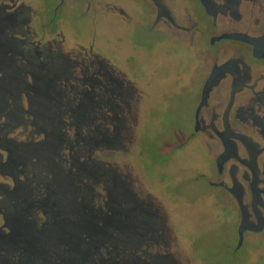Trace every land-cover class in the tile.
<instances>
[{"label":"flooded vegetation","instance_id":"flooded-vegetation-1","mask_svg":"<svg viewBox=\"0 0 264 264\" xmlns=\"http://www.w3.org/2000/svg\"><path fill=\"white\" fill-rule=\"evenodd\" d=\"M67 2L68 0L47 2L45 6L53 8L51 16L45 23L39 20L37 28L33 27L32 30H27L29 29L27 23L30 22L32 15L29 19L23 17V9H25L23 2L19 0L0 2V70L2 72L0 113L3 109L5 111L7 109L5 106V94H7L12 101L11 109L14 112L9 109L10 111L4 116L14 115L11 116L12 121L18 122L22 118L20 117L24 112L22 94L27 96L26 91L29 88H26V83L29 80H32V88L35 89L37 111L45 110L44 102L53 103L55 116L52 121L45 124L51 130L57 132L61 125L58 118L61 113L60 101L63 99L73 102V97L69 96V98L52 89L53 82L68 75L67 60L52 57L47 52L44 54L41 50L42 38L50 37L52 34L60 35L57 25L58 11ZM133 2L140 5L147 15V21L143 25L147 38L165 36L178 40L186 49L193 51L203 64L204 76L193 98L189 129L197 132L191 133V137L201 132L212 138L215 146L221 148L217 157L224 152L222 138L227 137L233 156L221 169H218L216 163L215 167L218 173L222 174L225 166L229 164L231 187L226 186L224 182L214 185L225 188L236 199L240 220L242 215H245L255 226L258 224L256 213L259 216L261 229L258 232L246 231L244 238L246 234L264 236V0H133ZM70 3L82 7V15L88 20L92 14L113 16L115 21L120 18L126 21L130 19L125 15L120 0H70ZM36 37H39V40L35 39ZM61 38L60 43H63L62 35ZM248 40H253L254 43ZM80 50L79 55H85L88 66L98 67L96 71L94 70V75L95 73L101 75L105 85L111 88L109 90L111 94L103 100L104 109L101 113L103 125L110 124L111 127L101 126L105 131L100 141L107 148L117 147L120 145L121 137L118 133L109 135L106 130H120L116 109L118 95L115 92L124 81L123 75L112 66L110 60L97 54L92 44H88L87 47L80 46ZM215 68L219 71L211 83L203 105L199 107L203 86ZM27 74L29 77H26ZM89 81L95 86L99 84L94 77ZM132 92L136 95L134 90ZM93 94L92 90L85 94L84 98L90 101ZM31 99L29 97V101ZM134 114L135 117L138 115V107ZM51 138L55 145L57 143L55 133ZM4 140H2L4 145L10 141L7 138ZM241 151L244 153L243 157L240 155ZM7 153L9 154L10 151L8 150ZM14 156L6 157V153L0 150V264H63V259L59 260L58 248L59 212L55 210L59 186L57 166L50 164L51 169L54 170L50 182L53 184L52 191L49 194L43 184V181L48 180H43L41 177L37 181L36 176H33L31 181L37 182H28L23 188L16 186L17 189L8 190L10 186L4 179L5 175L12 176L13 170H16L18 164L21 165L20 160ZM103 165L108 164L103 162ZM115 181H118L117 178ZM242 183L247 184V189ZM251 184L257 197L256 213L251 207ZM118 188L121 196L127 194L123 185ZM44 192L47 195L42 198ZM247 195L249 205L243 203ZM48 199H52L53 205L47 214L43 213L48 216L47 221L44 217H37L34 210L41 209L45 205L42 201ZM88 209L92 212V209ZM154 214L148 210L146 215L147 221L153 227L156 223ZM89 217L93 219L92 216ZM130 221L129 240H121L122 253L136 252L135 246L138 245L140 224L136 212L133 211ZM104 224L101 233L103 237L106 236L105 221ZM120 226H123L122 220ZM92 250L77 249L76 253L80 258L78 264H84L81 258H89ZM74 251L72 249L73 253ZM129 258L132 261L137 260L134 255L124 257V260L128 261ZM98 261L101 262V258ZM69 263L74 264L71 259Z\"/></svg>","mask_w":264,"mask_h":264},{"label":"rangeland","instance_id":"rangeland-1","mask_svg":"<svg viewBox=\"0 0 264 264\" xmlns=\"http://www.w3.org/2000/svg\"><path fill=\"white\" fill-rule=\"evenodd\" d=\"M53 1L19 0L25 6L23 17L32 15L27 30L39 20L47 22L53 8L45 4ZM120 2L128 21H115L103 14L85 19L83 8L68 0L58 11L60 35L42 38L44 54L68 62V75L53 82L52 89L73 97L76 103L82 89L93 90V97L102 103L111 94L104 78L94 75L98 67L88 66L85 55H79L80 46L92 44L97 54L110 60L123 75L115 92L120 130H106L119 134L120 145L112 151L88 153V158L108 164L120 178L127 191L121 199L124 208L136 213L144 210V215L148 210L155 213L154 243L159 247L150 246L151 252L161 251L171 264H264L263 235L246 234L236 249L240 220L236 199L214 185L224 182L231 187L229 164L222 174L215 167L220 146L201 132L191 137L193 98L204 76L203 64L178 40L147 38L143 30L147 15L141 6L133 0ZM93 77L99 82L96 86L89 81ZM97 109L100 119L92 120L90 127H111L103 125L102 110ZM240 155L244 156L243 151ZM242 184L247 189V184ZM243 203L249 205L248 195Z\"/></svg>","mask_w":264,"mask_h":264},{"label":"trees","instance_id":"trees-1","mask_svg":"<svg viewBox=\"0 0 264 264\" xmlns=\"http://www.w3.org/2000/svg\"><path fill=\"white\" fill-rule=\"evenodd\" d=\"M26 77L29 75L27 74ZM26 84L29 90L26 91L27 96L22 94L24 104V112L20 116L22 118L15 122L11 120V116L14 117V115L4 116L12 108V101L7 94H5L7 109L6 111L3 109L0 113V150L6 153V157L15 155L14 157L21 163V165L18 164L16 170H13L12 176L6 174L4 179L9 182L8 190H12L18 187L23 188L28 182H34L31 181L33 176H36L37 181L42 177L43 180H48L43 181V184L49 194L52 191L53 184L50 182L52 170H54L51 169L50 164L57 166L59 186L55 210L59 212L57 217L59 260L61 261L62 258L63 264H70L71 259L74 264H78L80 258L76 253L77 249L83 251L93 248L89 258H81L84 264H135V262L138 264H171L169 258L161 251L153 253L148 249L150 246L157 247L158 245L159 247V243H154L155 228L147 221L148 217L144 215L146 214L144 210L137 213L140 227L138 245L135 246L136 252L122 253L121 251L123 248L121 240H129L130 219L133 214L124 208L121 201L125 195L121 196L118 187H121L123 183L120 178L115 181L117 177L111 169L87 156L88 153L94 151L108 152L116 148V146L108 148L103 146L100 140L105 130L101 129V126L90 127L92 120L100 119L96 113L97 107L100 111L102 110V102L93 96L90 101L86 100L84 95L91 90L82 88L76 98L77 103L74 98L71 103L62 99L59 106L61 113L58 115L61 125L56 132L45 126L55 116L56 110L52 108L53 103L44 102L45 110L37 111L36 102L38 101L34 98L33 82L29 80ZM29 97L32 98L30 101ZM11 111L14 112L12 109ZM53 133L57 138L55 145L51 141ZM6 138L10 141L4 145L2 140ZM95 189L100 191V196L95 195ZM47 193L44 192L41 197L44 198ZM42 203L45 205L40 206L41 209L38 208L34 212L37 217H44V220L48 221V216L46 217L43 213H48L53 201L48 199L43 200ZM88 208L92 209V212ZM120 220L123 226H120ZM104 221L106 222L105 237L101 235L102 226L105 225ZM73 234L75 237L72 236ZM143 244L147 251H144V248L140 250ZM95 248L96 251H94ZM72 249L75 250L74 253ZM132 255L136 256L137 260L132 261L130 258L128 261L124 260V257ZM99 258L101 262L98 261Z\"/></svg>","mask_w":264,"mask_h":264},{"label":"water","instance_id":"water-1","mask_svg":"<svg viewBox=\"0 0 264 264\" xmlns=\"http://www.w3.org/2000/svg\"><path fill=\"white\" fill-rule=\"evenodd\" d=\"M231 37H233V36H231ZM248 41H250V43H252V44L254 43L253 40H248ZM218 71H219V69L215 68L212 75L207 79L206 83L204 84L203 89H202V100L199 104V107H201L203 105L205 98H206V95L208 94V91L210 89L211 83H212V81H213V79L216 76ZM194 132H197V130H194ZM226 139H227L226 136L222 138L223 144H224V152L221 155H219L215 161L218 169H221L222 166L224 165V163L233 156L231 145ZM250 189L252 192L251 207H252V210L256 213L255 207L257 205V197H256V192H255L252 184H251ZM256 217L258 219V224L253 226L249 222L247 217L245 215H242L241 220L239 222V225L237 227L238 244H237L236 249L240 248V246L243 242V239H244V233L246 231L258 232L261 229V227H262L261 220L259 219V216L257 215V213H256Z\"/></svg>","mask_w":264,"mask_h":264}]
</instances>
